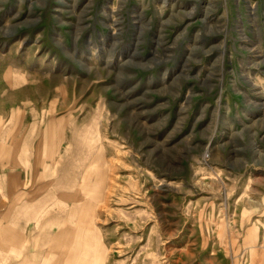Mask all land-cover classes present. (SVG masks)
<instances>
[{
    "label": "rangeland",
    "instance_id": "374dc122",
    "mask_svg": "<svg viewBox=\"0 0 264 264\" xmlns=\"http://www.w3.org/2000/svg\"><path fill=\"white\" fill-rule=\"evenodd\" d=\"M1 65L42 198L0 264H264V0H0Z\"/></svg>",
    "mask_w": 264,
    "mask_h": 264
},
{
    "label": "crops",
    "instance_id": "0c3cea01",
    "mask_svg": "<svg viewBox=\"0 0 264 264\" xmlns=\"http://www.w3.org/2000/svg\"><path fill=\"white\" fill-rule=\"evenodd\" d=\"M22 72L16 68L5 67V65L0 66V79L7 76L11 79L8 83L0 86V124H4L0 129V169H13L22 171V174H27L30 161L36 157L32 156V148L28 145V140L24 139H33L34 136L38 137V134L37 131L35 133L33 131L31 111L28 113L29 116L26 112L27 109L31 110L30 107L34 105L36 88L32 86L30 75L25 73L23 77L14 76L22 74ZM25 118L29 123H26ZM9 138H14V141L7 140ZM18 139L20 140L18 141ZM34 162L37 163V159H34ZM22 174L17 183L16 177L12 179V182L11 177L0 180V186L6 187L3 190L5 193L0 188L2 191L0 192V219L11 218V226L14 229H18L19 224L30 226L34 214L32 218L29 216L31 219L26 222H22L18 218H26L32 211L31 208H36L38 203H41L42 198V195H39L37 198L35 196V198L29 199L30 195H27L24 190L21 191V187L25 185V178ZM13 182L20 187V191L18 192L17 189L15 194L11 193L8 188L13 185ZM11 197H13L12 201L10 200ZM10 201L14 202L12 206ZM4 202H9L8 208H5ZM38 216L37 210L36 220Z\"/></svg>",
    "mask_w": 264,
    "mask_h": 264
},
{
    "label": "bare ground",
    "instance_id": "6f19581e",
    "mask_svg": "<svg viewBox=\"0 0 264 264\" xmlns=\"http://www.w3.org/2000/svg\"><path fill=\"white\" fill-rule=\"evenodd\" d=\"M26 202H27V201H26ZM28 202H29V201H28ZM28 202H27V203H28ZM27 203H26V204H27ZM30 206H31V205H30ZM30 206H29V207H30ZM30 208H31V207H30ZM32 208H33V207H32ZM15 211H16V210H15ZM63 230H64V229H63ZM63 230H62V231H63ZM67 230H68V229H67ZM68 231H69V230H68ZM71 231H72V230H71ZM69 232H70V231H69ZM69 236H70V233L67 234V238H68ZM59 237H60V236H59ZM71 237H72V236H71ZM71 237H70V238H71ZM48 238H49V237H48ZM52 240H54V239H52ZM56 249H57V248H56ZM52 251H53V250H52ZM49 253H50V251H49ZM58 253H59V252H58ZM5 254H6V253H5ZM52 257H53V256H52ZM41 260H42V259H41ZM43 260H44V259H43ZM45 262H46V260H45Z\"/></svg>",
    "mask_w": 264,
    "mask_h": 264
}]
</instances>
